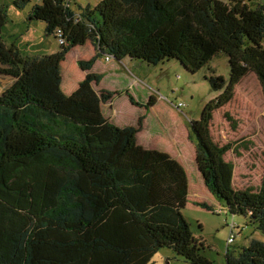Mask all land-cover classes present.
I'll use <instances>...</instances> for the list:
<instances>
[{"label": "trees", "instance_id": "16d2710c", "mask_svg": "<svg viewBox=\"0 0 264 264\" xmlns=\"http://www.w3.org/2000/svg\"><path fill=\"white\" fill-rule=\"evenodd\" d=\"M11 2L30 7L27 23H43L47 36L64 43L55 54L25 55L6 40L8 5L0 6V77L11 79L0 94V264H154L165 249L189 264H216L185 218L183 166L138 144L144 117L120 127L104 116L102 105L116 93L94 87L102 80L92 72L100 59L127 62L135 72L178 63L195 75L228 57L230 79L209 78L219 94L190 122L189 139L220 212L234 229L239 217L264 236V172L256 191L236 190L234 165L225 160L233 144L219 145L211 132L214 115L249 75L264 94V3L100 0L75 11L70 0ZM86 44L95 51L78 62L87 75L66 95L62 63ZM154 104L152 95L145 109ZM231 247L226 264H264L263 241Z\"/></svg>", "mask_w": 264, "mask_h": 264}, {"label": "rangeland", "instance_id": "374dc122", "mask_svg": "<svg viewBox=\"0 0 264 264\" xmlns=\"http://www.w3.org/2000/svg\"><path fill=\"white\" fill-rule=\"evenodd\" d=\"M99 1L70 0V3L73 10L79 11L80 8H94ZM257 1L264 3V0ZM11 3V0H0V6L8 5L10 21L5 29L7 41L16 42L28 56L40 57L55 54L61 50L59 41L53 36L46 35L43 23H34L32 26L29 22L27 23L30 7L19 10ZM94 54L95 51L91 44L74 48L62 65L65 83L73 81L77 84L83 79L84 74L81 73L78 62L87 61L94 57ZM99 65V63L95 64V70H100ZM125 66L123 62L109 63L106 69L122 67L123 74L129 78V83L136 81L139 84L138 86L133 85L131 89L134 95L141 96L139 97L141 103L144 97L150 98L146 94V91H149L150 96L153 94L155 100L158 99L159 102L170 107L174 116L187 127L191 121L200 119L204 107L219 94L212 90L209 78L215 73V76H223L228 81L231 75L229 59L226 55L216 57L210 65L195 75L180 67L178 63L157 68L149 67V69L143 66L136 72L131 66L133 74L143 83L136 80L128 68L123 69ZM10 80V78L0 77V94L10 85ZM137 88H144L146 91L139 92ZM62 89L66 95H69L66 88L62 86ZM136 101H138L137 98ZM120 104H123L122 101ZM180 104L182 105L178 108ZM104 110L107 115L114 112L107 105ZM114 113L112 118L116 125L134 126L137 124L136 120H131L130 116L131 114L136 116V114L127 112L124 106H120ZM156 120L157 118L151 116L146 124L149 128L144 129L143 132L140 130L142 132L140 135L146 134L147 131L149 135H152L149 138L156 139L157 137L160 141H164L163 149L169 150V154L183 166L189 181V203L184 210V215L196 238L204 244V255L216 264H226L225 256L228 247L232 246L231 250L240 248L251 239L264 242V236L260 232L244 227L243 218L238 217L234 220L237 224L234 229L231 223L232 218H227L222 211L220 212L219 203L205 186L198 170L193 144L191 145L188 139L182 144L181 130L173 127L172 116H168L166 119L168 122L162 125L156 124ZM152 124H154L153 129ZM211 127L212 136L219 145L233 144L225 160L234 165L235 189L238 191L259 189L264 172V94L254 75H249L237 86L234 99L214 115ZM183 130L186 139L189 131L186 128ZM155 149L162 151L160 148ZM200 204H205L208 208L204 209ZM154 264L189 263L176 257L171 250L165 249L154 259Z\"/></svg>", "mask_w": 264, "mask_h": 264}, {"label": "crops", "instance_id": "0c3cea01", "mask_svg": "<svg viewBox=\"0 0 264 264\" xmlns=\"http://www.w3.org/2000/svg\"><path fill=\"white\" fill-rule=\"evenodd\" d=\"M253 1H254V3H257V2L259 3V1H257V0H253ZM104 61H105V64H103ZM65 62H66V60L64 61V63ZM97 63L100 64L98 66L100 68V70L99 71L95 70L96 68H95V65H94V67L92 69V72L97 74V75L99 74L100 76H102V80H101V82L99 84H95L94 85L95 89L97 91H110V92L116 93V95L114 96V98H113V100L111 102L102 105V111H103L104 116H106L107 118H110L111 121L114 122V119L112 118L115 115L114 112H117V110L120 108V106H124V108H125V110L127 112L129 111V112H133L134 114H136L137 118H135L136 116L133 115V114L130 115L132 117L131 120H133V121L136 120L135 122L137 124L134 125V126H138V122H139L140 118L144 117L143 123H142V127H141V131L142 132H143L144 129H148L149 128V126H147L146 124H147V121L150 120L151 116L157 118L156 124L160 123L161 125L165 124L166 122H168L166 120L168 116H172V118L174 120L173 121V123H174L173 127L174 128H179L181 130V141H182V144L186 143L187 139L189 140L191 145L193 144L190 141V139H189V134L186 137V139L184 137V133L185 132H184L183 129L186 128V130H188V127L186 125H184L180 120H178L177 117L174 116V114L172 112V109L170 107L164 105L163 103L159 102L158 99H156L154 106H152L149 109V111H147L145 109V106L148 104V102L150 101V98H151V96L153 94L150 96V92L149 91H146L144 88H137L139 90V92H142L143 90L146 91L147 96L150 97V98L144 97V99H143L144 101H142V103H141L139 101L140 100L139 97H141V96L137 97L136 94H135L136 95L135 96L134 93H133V89H131V88H133V85L138 86L139 84L136 81H132V80H130V81H132L131 84H130L129 83V78H127V76H125L123 74L122 67L119 68V69L114 67V69L111 68V69L108 70V69H106V65H108L109 63L112 64V63H115V62L112 61V60L108 61L106 59H104V60L100 59V60L97 61ZM97 63H96V65H97ZM123 63H125V65H126L123 69L128 68L130 74L134 75L129 63H127V62H123ZM62 65H63V63H62ZM117 67H119V66H117ZM110 70H116V71H110ZM81 73L84 74V78L79 80V82L77 84H74L73 81L69 82V83H65V80H62V86L64 88H66V90H67L69 95L72 94L78 88L79 83L85 79L87 73L84 72V71H82ZM135 77H136L135 78L136 80H138L139 82H142L140 79H138L137 76H135ZM62 78H64L63 69H62ZM144 85H146V84H144ZM128 93L131 94L134 97L135 101H136V98L138 99V101H136V102L138 104H140L139 106L131 103V101H130V99L128 97ZM120 101H122L123 104H120ZM106 105L109 106L114 112H110L108 115L105 114L104 107ZM156 124H155V127H156ZM118 126H120V127H129V126H122V125H118ZM153 127H154V124H152L151 128L153 129ZM141 131L139 132V134L137 136V142L139 140V142H138L139 145H141V143H143V145H141V146L146 148V149L160 148L162 150V152H165V153H167L169 151L167 149H163V147H165L163 145L164 141H160L157 137H156V139L155 138H149L152 135H149L147 133V131H146V134L140 135V133H142ZM139 135H140V137H139ZM144 144H146L145 146H147L148 148L145 147ZM192 147L194 149L193 152H194V155L196 157L194 144L192 145ZM168 154H169V152H168Z\"/></svg>", "mask_w": 264, "mask_h": 264}, {"label": "built area", "instance_id": "2783aa9c", "mask_svg": "<svg viewBox=\"0 0 264 264\" xmlns=\"http://www.w3.org/2000/svg\"><path fill=\"white\" fill-rule=\"evenodd\" d=\"M60 43H61V44H63V43H64V41H63V40H61V41H60ZM181 105H182V104H180V105L178 106V108H179Z\"/></svg>", "mask_w": 264, "mask_h": 264}]
</instances>
